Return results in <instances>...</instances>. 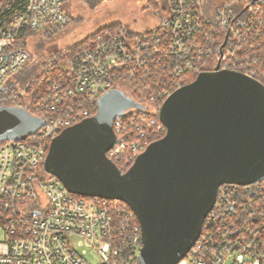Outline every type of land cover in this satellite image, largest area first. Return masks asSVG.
Masks as SVG:
<instances>
[{
  "label": "built area",
  "instance_id": "2783aa9c",
  "mask_svg": "<svg viewBox=\"0 0 264 264\" xmlns=\"http://www.w3.org/2000/svg\"><path fill=\"white\" fill-rule=\"evenodd\" d=\"M70 1L21 0L11 6L0 0L9 13L0 23V107L23 109L43 122L41 135L0 142V264H88V253L97 255V264H139L133 212L117 201L76 198L43 168L51 138L95 115L102 95L124 93L119 83L131 90L144 76L153 81L134 87L148 95L131 99L144 109H128L113 122L115 144L106 156L122 172L164 134L155 120L161 103L181 87L184 74L207 67L213 54L211 71L239 72L264 85V43L255 41L264 39V0H235L243 3L241 12L227 5L210 19L203 0H167L168 13L151 31L104 32L77 59L59 65L51 79L19 88L16 75L29 61L19 37L25 29L69 26L62 6ZM214 207L207 217L218 227L200 235L178 264H264V179L218 189Z\"/></svg>",
  "mask_w": 264,
  "mask_h": 264
},
{
  "label": "water",
  "instance_id": "95a60500",
  "mask_svg": "<svg viewBox=\"0 0 264 264\" xmlns=\"http://www.w3.org/2000/svg\"><path fill=\"white\" fill-rule=\"evenodd\" d=\"M96 106L95 115L51 138L43 168L71 195L125 204L140 229L139 264H178L221 186L264 179V85L239 72H201L171 93L158 111L165 135L124 173L106 156L115 144L113 122L144 108L115 89ZM42 127L23 109L0 107V142L41 135Z\"/></svg>",
  "mask_w": 264,
  "mask_h": 264
},
{
  "label": "rangeland",
  "instance_id": "374dc122",
  "mask_svg": "<svg viewBox=\"0 0 264 264\" xmlns=\"http://www.w3.org/2000/svg\"><path fill=\"white\" fill-rule=\"evenodd\" d=\"M241 4L243 5L242 2L237 3L235 0H203L202 8L209 14L227 5L237 6L239 9ZM168 7L167 0H103L92 10L82 0L67 2L63 4L62 10L71 17V24L54 32L49 27L45 28L49 32L48 35L44 36L45 29L40 30L29 40L27 50L31 60L24 70L25 77L31 78L40 74L43 65L48 64L55 54L76 46L102 28L119 24L135 33L151 31L158 25L159 20L166 16ZM206 61L208 64L206 68L211 70L217 61L216 54ZM13 79L14 76L9 78L11 81ZM119 84L117 87L130 99L140 102L133 96L126 83ZM149 106L150 112H157V106L151 104ZM3 239L4 234L0 229V242ZM85 259L88 264L99 262L97 255L93 253H88ZM180 264H186V261Z\"/></svg>",
  "mask_w": 264,
  "mask_h": 264
},
{
  "label": "trees",
  "instance_id": "16d2710c",
  "mask_svg": "<svg viewBox=\"0 0 264 264\" xmlns=\"http://www.w3.org/2000/svg\"><path fill=\"white\" fill-rule=\"evenodd\" d=\"M86 3L87 7L89 9H94L96 8L101 1L103 0H82ZM8 4L13 6V5H19V3H21V0H7ZM230 6V10L232 11V13H238V12H241L242 10L239 8H235L234 6H231V5H228ZM11 9V8H10ZM219 9V8H217ZM217 9H215L216 11L215 12H210L208 15L206 14L205 12V17L207 19H210L212 17H214L215 13L218 11ZM9 13L6 12L5 9H2L0 8V23H3L4 21H6L8 18H7V15ZM69 16V15H68ZM71 22H72V19H71ZM253 25L255 26V28H258L257 24L255 22H253ZM52 29V31H56V29L60 28V27H56V26H51L49 27ZM46 31L43 33L44 36L48 35V31L47 29H45ZM122 30H125V31H128L129 32V29L126 28V27H123L119 24H116V25H111L109 27H106V28H102L100 30H98L96 33L86 37L82 42H80L79 44H77L76 46L74 47H71L69 49H66L64 51H61V52H58L57 54H55L51 59L50 61L47 63H45L42 67V72L40 74H37L35 76H32L31 78H27L25 77V73H24V70L26 69V66L28 65V63L30 62L31 60V57H30V54L28 52V43H29V40L31 38L34 37V35L38 32V31H31L29 29H25L22 33V35L19 37L18 41H17V45L22 48L23 50L27 51V53L29 54V61L27 63V65L22 69V71H20L19 74L16 75V78H17V81H18V85H19V88H25L27 84H29L30 86L32 85L34 87V85H36L37 81H39L40 79L42 80H47V79H51V77H53L57 71V69H59V65L62 66V64H66L65 60L66 61H74L75 59L78 58V56L80 55L81 51L85 50L86 48H88V46L91 44V41H93L98 35L104 33V32H119V31H122ZM196 34L199 33V31H196L195 32ZM131 34V33H130ZM256 43H260L261 45L264 43V39L262 37V39L258 38L257 40H255ZM219 45L218 44L216 46V49L218 51V48H219ZM207 71H211L210 69L204 67V66H200L198 68V70H193L192 72H187L186 74H184L182 76V82H181V86H185L191 82H193L199 73L201 72H207ZM28 73V72H27ZM140 77H142V75H140ZM150 83H153L152 81V78H148L146 76H144V78H142V80H140L138 82V84H134L133 86H131V91H132V94L134 97H136L137 100H141V99H147L148 95H146L147 93H143V91L141 89H136L134 87H145L146 84H150ZM144 85V86H143ZM154 85H152L153 87ZM133 87V88H132ZM153 92H155V90H153ZM162 104V103H161ZM96 113V111H95ZM155 120L157 123L160 124L159 122V119H158V115L155 116ZM165 135V132L163 135H161V137L159 139H161L163 136ZM123 163V162H121ZM115 165L117 166V168L121 171V167H120V163L118 162H115ZM129 168V167H128ZM127 168V170H128ZM126 172V169L121 173H124ZM49 178H53L52 176L50 175H47ZM224 186H221L220 188H223ZM219 188V189H220ZM76 198H80L79 196H74ZM120 205H124L123 203L121 202H118ZM216 211V207H214L212 209V212ZM229 217L228 219L232 218V216H227ZM226 219V220H228ZM209 223V227H206V224ZM220 223V222H218ZM134 224H138L136 219H135V223ZM218 226L217 225H214L213 223L209 222L208 220V217L206 218L205 220V224L203 225V228H202V233H201V236L205 235V233L207 232H214L215 228H217ZM264 229V228H263ZM263 234H264V231H263ZM261 239H264V235L261 236Z\"/></svg>",
  "mask_w": 264,
  "mask_h": 264
},
{
  "label": "flooded vegetation",
  "instance_id": "af4514ba",
  "mask_svg": "<svg viewBox=\"0 0 264 264\" xmlns=\"http://www.w3.org/2000/svg\"><path fill=\"white\" fill-rule=\"evenodd\" d=\"M225 187H230V186H225Z\"/></svg>",
  "mask_w": 264,
  "mask_h": 264
}]
</instances>
